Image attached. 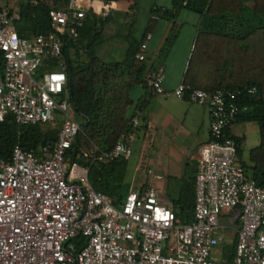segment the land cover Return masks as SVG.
I'll return each instance as SVG.
<instances>
[{"label": "built area", "instance_id": "1", "mask_svg": "<svg viewBox=\"0 0 264 264\" xmlns=\"http://www.w3.org/2000/svg\"><path fill=\"white\" fill-rule=\"evenodd\" d=\"M5 1L0 0V123L8 117L26 126L48 123L57 134L49 147L16 145L8 160L0 158V264H264V185L245 176L236 164V143L225 135L247 110L237 100L254 95L255 88L208 93L180 83L173 91L178 100L204 106L209 117L210 139L196 162L192 223H180L150 184H133L135 179L116 205L92 189L88 168L130 157L137 117L110 150L84 153L87 164L65 160L79 125L61 50L64 38L76 41L88 10L74 0L50 7L51 31L24 38L12 26L18 10ZM149 40L145 34L135 59H144ZM143 79L162 93L161 69L145 71ZM233 209L239 210L240 228L232 231V260H211L223 242L219 215Z\"/></svg>", "mask_w": 264, "mask_h": 264}, {"label": "trees", "instance_id": "2", "mask_svg": "<svg viewBox=\"0 0 264 264\" xmlns=\"http://www.w3.org/2000/svg\"><path fill=\"white\" fill-rule=\"evenodd\" d=\"M46 1L25 0L18 5L19 19L12 23L18 37L30 38L51 31L47 16L50 6ZM65 1L59 0L57 7L65 5ZM182 6L200 17L182 83L208 93L217 89L238 91L254 87L256 90L254 95H243L237 100L247 110L237 115L236 123L255 124L258 131L259 142L248 151L246 162L240 158L243 137H231L228 129L225 135L236 143V164L245 176L256 185H264V0H253L249 8L242 0H179L172 2L171 9L163 10L162 17L172 20L174 10ZM105 21L106 18L86 12L76 41L64 38L61 50L65 88L74 117L83 119L65 160L81 165L87 164L84 153L110 150L127 131L131 118L127 117L131 104L129 91L136 85L146 86L144 59L134 58L142 40L129 42L119 62L106 63L95 56V49L101 43L99 29ZM151 23L148 21L147 30ZM81 42L84 44L80 45ZM78 50L85 54L83 61L78 58ZM56 134L57 127L48 123L26 126L8 117L0 123V158L8 160L16 145L34 151L49 147L56 140ZM125 168L123 159L91 165L88 181L95 192L108 196L117 205L121 201ZM193 201L194 193L191 198L188 191H181L173 204V213L182 224L193 222ZM72 241L78 247L82 244L79 238ZM234 245L235 238L225 254L228 262L232 260Z\"/></svg>", "mask_w": 264, "mask_h": 264}, {"label": "crops", "instance_id": "3", "mask_svg": "<svg viewBox=\"0 0 264 264\" xmlns=\"http://www.w3.org/2000/svg\"><path fill=\"white\" fill-rule=\"evenodd\" d=\"M23 1L25 0H8L4 4L10 9H17ZM173 1L179 0H74L77 6L98 16L100 9L105 7L103 18L106 21L99 29L100 46H104L106 37L114 36L117 30L123 31V52L129 42L135 40L139 43L145 34L150 35L144 55L145 70H162V93L156 94L143 84L136 85L129 91L131 104L127 117H137L138 127L130 157L125 160L123 182L131 186L135 179L133 184H150L159 199L168 204L172 211L181 191H188L192 198L196 162L204 154L210 139L206 108L185 99L178 100L173 94L174 89L182 83L200 23V17L183 6L174 10L172 20L162 17V11L171 9ZM242 1L248 8L253 3V0ZM58 2L59 0L46 1L50 7H57ZM155 10L157 11L153 12ZM148 21L152 22L149 30ZM168 36H172L169 42L166 41ZM247 124L249 123L237 122L231 125L229 135L243 137L244 141L249 131L246 129ZM169 191L174 197L172 201L166 197ZM220 227L223 229L220 247L228 248L235 235H224L225 228Z\"/></svg>", "mask_w": 264, "mask_h": 264}, {"label": "rangeland", "instance_id": "4", "mask_svg": "<svg viewBox=\"0 0 264 264\" xmlns=\"http://www.w3.org/2000/svg\"><path fill=\"white\" fill-rule=\"evenodd\" d=\"M123 31L117 30L116 34L111 37H106L104 40V46H98L95 49V56L101 60L102 62H119L123 60L125 56V52L121 50V46L123 44V38L124 35L122 34ZM109 38V39H108ZM84 42H81L80 45H83ZM79 45V46H80ZM79 51V50H78ZM78 58L79 60L83 61L85 59V54L81 51L78 52ZM71 59L73 62L76 61L75 57L71 56ZM76 123L83 122V119L79 118L78 116H75L74 118ZM246 129L249 130L246 133L245 140L241 143V160L246 162L247 161V153L249 149L255 145L258 144V131L255 124L249 123L246 125ZM130 186V185H129ZM128 183H124L121 188V201H123L127 191L129 190ZM166 197L169 199H172L171 191L167 192ZM120 201V202H121ZM181 223V222H180ZM218 223L220 226L224 227V235H230L233 230H238L240 228V220H239V210H225L223 211L218 218ZM227 247H217L213 250V252L210 255L211 260H220L225 257V253L227 252Z\"/></svg>", "mask_w": 264, "mask_h": 264}]
</instances>
